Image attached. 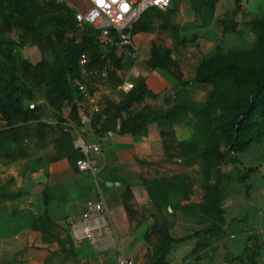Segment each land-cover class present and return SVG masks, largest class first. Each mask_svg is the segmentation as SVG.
I'll return each instance as SVG.
<instances>
[{"label":"rangeland","instance_id":"obj_1","mask_svg":"<svg viewBox=\"0 0 264 264\" xmlns=\"http://www.w3.org/2000/svg\"><path fill=\"white\" fill-rule=\"evenodd\" d=\"M34 1L43 7L45 12L50 10L49 0ZM201 1H178L172 4L169 11L172 12L170 24L173 30H160V21L153 19L152 29L135 37V40L141 38L137 41L138 45L132 41L137 49V59L126 58L122 53L123 49L116 47V54L123 62L131 61L132 66L136 63L134 82L143 79L149 92L143 102L131 109V113L144 109L166 111L188 103H194L199 108L210 105L211 109L207 113L196 114L192 111L181 113L179 119L171 125L159 127L152 124L147 128L146 134L140 137L120 136L111 131L113 136L105 138L106 132L98 133L91 123L87 130L88 140L96 142L102 139L101 154L98 157L100 160L98 167L101 169L98 174L99 187L103 194L108 187L106 182L109 181L114 188L116 185L121 189L120 198L125 212L121 233L117 232L116 224L110 221L113 238L109 241L110 250L103 254L104 257L111 255L112 260L108 264H114V258L124 256L122 252H140L136 259H141L143 264H158L155 254L157 241L154 238L147 243L144 241V234L151 225L165 223L171 228L176 217L181 218L185 224L203 219L204 216L196 205L204 203L206 187L213 186L219 178L220 168L229 164L226 162L213 166L209 176H204L201 155L209 151L213 142L209 128H214L218 124L219 117L225 119V124L231 120L238 111L241 98L248 96L254 90V84L243 81L246 75L255 78L264 76V43L258 41L250 26L251 22L264 23V0H238V3L236 0H218L212 16L202 7ZM55 4L72 12L76 8L84 9L81 0H55ZM219 17H227L236 22L238 25L236 33H223L216 25V19ZM86 29L85 25H78L76 31L64 27L68 38L79 37V34ZM20 36L15 30L4 34L0 39L1 47L12 48L13 55H19L30 64L41 63L50 68L51 53L40 46L22 43ZM193 37L196 38L193 42L188 41ZM149 41L171 51L172 71L180 75L181 84H178L174 76L168 72L152 71L147 68L148 49L144 50L142 44L146 43L147 46ZM228 54H241V56L224 63L225 75L221 76L219 88L194 81L196 69L202 62L218 55ZM2 63L3 59L0 56V64ZM132 66L121 71L126 76H130L129 71L133 69ZM106 74L108 75V72ZM85 81L90 91L98 90L106 93L105 102L118 103L123 97L119 91L122 79L117 76L116 71L113 75H108L106 80L94 74L90 78H85ZM26 87L32 94L28 102L44 101V104L40 103L38 107L40 120L45 123L54 119L53 110L44 99L43 88L28 84ZM61 115H70L72 118L71 109L63 108ZM2 126L3 123L0 121V127ZM160 130H163L165 135L161 136ZM60 136L57 129H45L41 141L38 140L39 137H32L23 143L20 148L26 152L27 158L23 161L22 168L33 172L42 159H50L51 163H54L63 158L70 150V144L67 141L61 144ZM220 141V149L225 151L227 148L222 140ZM13 150H15L13 145H0V154ZM250 152L252 151L246 154ZM133 163L137 165L138 170L136 179L113 177L118 168L130 169V164ZM71 171L72 178L64 183L66 185L59 186L60 189L65 186L68 189V196L65 199L66 214H63L57 200L50 211L51 217L58 223L53 234L64 240L66 252H70L71 257L74 258L72 264H89L102 254H96V251L87 244L73 243L69 239V225L70 220L79 213L83 203L93 196L94 185L90 176L77 172L73 166ZM156 180L174 181L176 186L174 191L164 189L167 200L170 199L169 203L149 199L143 182L152 183ZM259 183L260 180L253 181L256 187ZM124 198L132 213L125 211ZM74 206H77V210H73ZM187 231L182 230L183 235L188 233ZM121 238L127 242V245H124ZM193 247L187 243L181 247L179 255L171 254L172 261L177 260L174 264H180L190 258L187 254ZM263 255L264 252H260V257ZM179 258L182 259L178 261ZM166 260L171 262L169 256ZM256 263L264 264V257Z\"/></svg>","mask_w":264,"mask_h":264},{"label":"trees","instance_id":"obj_2","mask_svg":"<svg viewBox=\"0 0 264 264\" xmlns=\"http://www.w3.org/2000/svg\"><path fill=\"white\" fill-rule=\"evenodd\" d=\"M218 0H202L201 5L212 16L215 11V5ZM238 3V0H236ZM50 10L39 6L34 0H0V39L6 33L12 30L20 33L22 43H29L42 47L52 55L50 68L44 64H30L28 61L12 54V48H2L0 45V56L3 63L0 64V121L3 126L0 127V145H13L14 149L10 152H3L0 158L14 162L27 158L26 152L20 146L32 137H41L45 129H57L60 132L59 142L62 144L67 141L70 144V150L64 157L76 170V161L79 154L73 150L71 138L62 132L61 128L50 126L40 120L38 108L29 110L26 106L29 99L32 98L31 91L26 84L32 87H42L44 99L47 105L53 110L54 119L60 120L62 109L69 107L72 118L76 116V109L73 100L77 97L76 90L70 85L73 78L79 79L86 84L85 78H90L94 74H99L106 68L108 75H113L117 70H126L132 66L131 61L123 62L116 54L117 40L112 44L101 47L98 41V32L94 29H87L79 34V37H67L64 27L77 30V22L74 18V12L55 4V0L48 1ZM170 10V9H169ZM161 12L150 9L133 25L132 35L145 33L152 29L153 19L160 21L159 29L162 31L173 30L170 24L171 11ZM216 25L222 29L223 33H236L237 23L227 17L216 19ZM251 29L255 32L260 43H264V23L251 22ZM110 36L114 33L111 31ZM196 38L188 40L193 42ZM86 58V64L80 66V58ZM241 54L218 55L202 62L196 69L194 81L201 84H208L214 88H219L224 76V63L230 60L240 58ZM173 62L171 60V51L166 47L158 46L152 42L149 50V58L146 62L148 69L161 70L172 74L178 84H181L180 75L172 71ZM112 68V70L110 69ZM85 69V74H82ZM244 82L254 84V90L244 98H241L238 104V111L232 119L225 124L223 117L218 118V124L209 131L213 139L208 152L201 155L204 163V176L208 177L213 166L223 163H237L236 156L252 146L259 144L264 138V76L255 78L246 75ZM149 95L145 81L137 79L134 82L133 89L123 95L118 103L106 102L101 115H97L93 121V126L98 133L113 131L120 136L140 137L144 136L147 128L156 124L157 126L171 125L175 123L181 113L195 112L207 113L211 109L210 105L201 108L194 103L178 105L173 109L166 111H153L146 109L131 113V109L143 102ZM99 126L97 129L96 126ZM160 135H165L160 130ZM219 137V138H218ZM225 144L226 150L221 151V141ZM165 146V145H164ZM219 167V166H217ZM78 172V170H77ZM243 174V179L245 177ZM213 186L206 187L205 201L203 204L196 205L202 215L212 221V226L206 233L216 235L222 234L223 223L222 210L220 203L222 199V190L219 186V179ZM145 190L151 201L167 202L166 193L176 189L173 180H156L152 183L143 182ZM0 198H13L0 194ZM48 190L42 193L43 212L34 221L32 227L40 230L44 234L45 242H56L60 252H66L65 243L62 238L55 236L53 230L58 227L52 222L48 213ZM124 209L132 213L126 205L124 198ZM154 238L157 243L156 260L158 264H168V256L175 241L169 235L167 224L154 223L144 234V241L147 243ZM69 239L72 241L70 235ZM73 242V241H72ZM74 243V242H73ZM195 252V250H194ZM258 252L247 248L244 255L234 258H226L221 264H257Z\"/></svg>","mask_w":264,"mask_h":264},{"label":"crops","instance_id":"obj_3","mask_svg":"<svg viewBox=\"0 0 264 264\" xmlns=\"http://www.w3.org/2000/svg\"><path fill=\"white\" fill-rule=\"evenodd\" d=\"M136 36H133L132 41L138 45L137 41L141 38L135 40ZM151 43L149 41L147 46L146 43L142 44L144 50L148 49L147 59ZM249 151L252 152L246 154ZM98 157L95 158L97 167L100 163ZM24 160L26 158L10 162L0 158V194L13 196L11 199L0 198V264H72L74 258L68 253L60 252L56 242H45L44 234L32 227L43 212L42 193L45 189L48 190V213L52 222L58 225L50 215L56 200L63 214H66L65 199L68 189L66 186L60 189L59 186L66 185L64 183L72 178L70 163L66 157L54 163L50 159H42L39 166L31 172L22 168ZM236 160L237 163L220 168L222 234L206 233L212 226L208 217L204 216L199 222L190 224H185L181 218L176 217L173 226L169 227V235L174 241L186 238L172 245L168 254L171 260L168 261L169 264L177 263V260L172 261L171 254L179 255L181 247L187 243L194 247L187 254L190 258L180 264H221L226 258L244 255L247 248L258 252V263L264 257H260V252H264V138L259 144L238 154ZM130 166V169L118 168L113 177L136 179L137 165L133 163ZM98 169L101 170L100 167ZM244 173L245 177L241 179ZM254 180H260L261 183L256 187L253 185ZM110 183L106 182L108 187L103 192L104 201L109 220L116 224L117 232L121 233L125 222L120 198L122 190L116 185L114 188ZM169 201L168 198L167 202ZM74 207L73 210H77V206ZM182 230H188V233L183 235ZM121 241L127 245L123 238ZM122 254L134 259L137 264H143L141 259H136L140 252ZM111 260V255L104 257L102 254L89 264H108ZM113 260L116 264V258Z\"/></svg>","mask_w":264,"mask_h":264},{"label":"built area","instance_id":"obj_4","mask_svg":"<svg viewBox=\"0 0 264 264\" xmlns=\"http://www.w3.org/2000/svg\"><path fill=\"white\" fill-rule=\"evenodd\" d=\"M83 10L74 9V18L77 25L88 26L98 32V41L101 47L112 44L117 40L116 46L123 49L122 53L126 58L137 59V49L133 46L132 28L139 21L142 15L155 9L161 12L169 10L174 2L190 0H81ZM114 36H110V32ZM80 66L86 64V58L81 56ZM136 63L126 76L123 71H116L117 76L122 79L119 91L125 95L134 87L133 74L136 72ZM85 74V69H82ZM96 75V74H95ZM98 77L106 80V68L103 69ZM70 85L76 90L77 97L73 100L76 109L75 118L70 115H61L60 120L50 119L46 121L50 126L60 127L62 132L69 135L73 150L79 154L76 161V168L79 173L90 176L93 185V196L86 200L78 216L71 220L69 225V235L77 245L87 244L91 246L96 254L108 253L109 241L113 238L111 223L108 210L105 205L104 196L99 187L98 174L100 170L95 164V158L101 154L102 139L96 142L88 140V129L97 115H101L105 106L106 93L98 90L90 91L87 84L77 78H73ZM44 101L27 102L29 110L39 107ZM101 119L104 116L101 115ZM98 129L99 126L97 125ZM113 133L107 131L105 138H111ZM97 264V263H91ZM116 264H137L134 259L122 255L116 258Z\"/></svg>","mask_w":264,"mask_h":264}]
</instances>
